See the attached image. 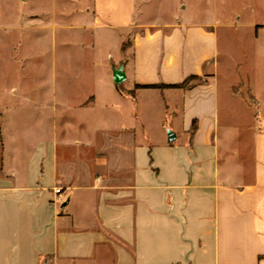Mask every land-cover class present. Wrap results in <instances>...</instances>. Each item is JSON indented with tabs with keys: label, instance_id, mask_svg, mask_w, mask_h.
Segmentation results:
<instances>
[{
	"label": "crops",
	"instance_id": "1",
	"mask_svg": "<svg viewBox=\"0 0 264 264\" xmlns=\"http://www.w3.org/2000/svg\"><path fill=\"white\" fill-rule=\"evenodd\" d=\"M88 3L80 28L120 34L128 85L65 79L37 144L0 106V264H264V131L241 111L236 140L221 135L217 24L176 0Z\"/></svg>",
	"mask_w": 264,
	"mask_h": 264
},
{
	"label": "rangeland",
	"instance_id": "2",
	"mask_svg": "<svg viewBox=\"0 0 264 264\" xmlns=\"http://www.w3.org/2000/svg\"><path fill=\"white\" fill-rule=\"evenodd\" d=\"M176 1L181 15L189 20L217 24L221 135L231 130L236 140L234 123L244 119L241 111L255 117L257 129L264 131V0ZM88 2L0 0V106L6 109L11 132L22 141L27 129L34 144L45 136L49 120L58 113L54 104L60 105L63 99L62 81L120 66L118 32L80 28L91 23ZM102 56L114 61L101 62ZM120 85L126 87L128 82ZM76 89L77 93L69 94L71 100L84 96L78 83ZM99 113L105 118V110ZM79 114L91 118L90 111ZM227 121L232 124L225 125ZM147 124L159 133L154 117Z\"/></svg>",
	"mask_w": 264,
	"mask_h": 264
},
{
	"label": "trees",
	"instance_id": "3",
	"mask_svg": "<svg viewBox=\"0 0 264 264\" xmlns=\"http://www.w3.org/2000/svg\"><path fill=\"white\" fill-rule=\"evenodd\" d=\"M200 79L197 75H192L188 78H186L183 82L178 83V84H173V85H168L170 87H176V88H181V89H189L191 86L194 85V82L196 80ZM167 85H140L139 87H165ZM196 122L193 124L192 131L194 132L196 130Z\"/></svg>",
	"mask_w": 264,
	"mask_h": 264
},
{
	"label": "water",
	"instance_id": "4",
	"mask_svg": "<svg viewBox=\"0 0 264 264\" xmlns=\"http://www.w3.org/2000/svg\"><path fill=\"white\" fill-rule=\"evenodd\" d=\"M113 79L116 84L122 83L126 79L125 72L123 70V66L114 67L113 69ZM175 133L171 130L168 131V139L172 141L175 138Z\"/></svg>",
	"mask_w": 264,
	"mask_h": 264
},
{
	"label": "built area",
	"instance_id": "5",
	"mask_svg": "<svg viewBox=\"0 0 264 264\" xmlns=\"http://www.w3.org/2000/svg\"><path fill=\"white\" fill-rule=\"evenodd\" d=\"M55 190H56V193H57V194H60V193L62 192V188H61V187H57ZM59 197H60V196H59Z\"/></svg>",
	"mask_w": 264,
	"mask_h": 264
}]
</instances>
